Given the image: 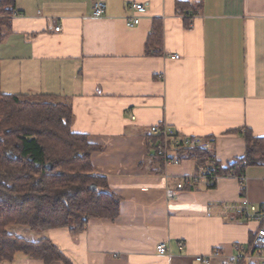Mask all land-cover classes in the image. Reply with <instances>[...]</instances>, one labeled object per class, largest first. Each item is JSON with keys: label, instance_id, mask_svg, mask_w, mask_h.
<instances>
[{"label": "crops", "instance_id": "1", "mask_svg": "<svg viewBox=\"0 0 264 264\" xmlns=\"http://www.w3.org/2000/svg\"><path fill=\"white\" fill-rule=\"evenodd\" d=\"M96 2L106 5L99 17ZM133 3L146 11L128 27ZM15 7L0 42L1 92L69 104L71 130L100 147L92 166L120 197L116 218L43 237L73 264H196L194 256L213 252L210 264H227L233 245H246L259 224L220 215V205L264 202V166L246 168L244 194L232 176L177 189L180 177L198 172L195 161L161 165L145 139L151 125L164 124L211 139L224 166L245 148L242 135L228 131L264 136V0H16ZM155 20L162 54L149 56ZM159 242L165 254L156 252ZM6 263L43 264L25 256Z\"/></svg>", "mask_w": 264, "mask_h": 264}, {"label": "trees", "instance_id": "2", "mask_svg": "<svg viewBox=\"0 0 264 264\" xmlns=\"http://www.w3.org/2000/svg\"><path fill=\"white\" fill-rule=\"evenodd\" d=\"M15 5L16 0H0V42L10 28L11 16L17 13ZM145 54H162V26L156 20L147 36ZM36 98L0 90V264L12 262L18 254L43 264H73L50 239L25 240L8 227L66 228L76 235L92 218H116L120 197L106 188V179L92 166L91 154L100 147L89 142L86 134L71 130L69 104L41 99L47 96ZM241 131L227 133L242 135L244 153L224 166L214 159L213 146L178 151L175 156L193 159L197 168L211 163L216 176L237 178L244 194L246 168L264 166V136H254L247 128ZM151 158L165 164L163 157L151 153ZM92 184L95 189H90Z\"/></svg>", "mask_w": 264, "mask_h": 264}, {"label": "built area", "instance_id": "3", "mask_svg": "<svg viewBox=\"0 0 264 264\" xmlns=\"http://www.w3.org/2000/svg\"><path fill=\"white\" fill-rule=\"evenodd\" d=\"M105 7L106 5L104 2H96L92 10L93 16H101L104 13ZM130 8L134 11V14L126 18L125 23L128 27L136 25L141 15L146 11L144 4L141 3H133ZM59 29L60 26L57 24L54 30L59 31ZM171 58L177 59L178 55H172ZM155 138H158V140ZM145 143L152 154L165 158V164H177L180 161V159L175 156L178 151L194 148H209L212 144L198 137L180 134L167 124L162 126L151 125ZM201 178L207 181L209 187L215 186L218 176L213 173L211 163H207L205 166L200 167L197 173L180 177L176 183V188H192ZM229 211L240 214L246 220L256 221L259 226L246 245L239 243L233 245L234 253L230 256L227 264H264V202L252 203L245 197H241L236 202H224L220 205V215H225ZM207 214H211L210 210ZM183 246L184 242L180 241L178 243V248L181 249ZM155 249L158 254H165L167 246L164 242H159L156 244ZM216 253L217 252H213V254ZM213 254L196 255L193 261L196 262V264H210Z\"/></svg>", "mask_w": 264, "mask_h": 264}, {"label": "rangeland", "instance_id": "4", "mask_svg": "<svg viewBox=\"0 0 264 264\" xmlns=\"http://www.w3.org/2000/svg\"><path fill=\"white\" fill-rule=\"evenodd\" d=\"M32 99V98H31ZM42 100H46V101H54V102H61L55 98H41ZM34 100H37L36 97H34ZM8 231L11 232L12 234L21 237L25 240H29V241H36L37 239H39L40 237L45 236V232L42 231H32L30 229H28L25 226H15V225H11L8 227ZM18 257L22 256L20 254L17 255ZM4 264H9V263H4Z\"/></svg>", "mask_w": 264, "mask_h": 264}, {"label": "water", "instance_id": "5", "mask_svg": "<svg viewBox=\"0 0 264 264\" xmlns=\"http://www.w3.org/2000/svg\"><path fill=\"white\" fill-rule=\"evenodd\" d=\"M96 188V186L94 185V184H92L91 186H90V189H95Z\"/></svg>", "mask_w": 264, "mask_h": 264}]
</instances>
